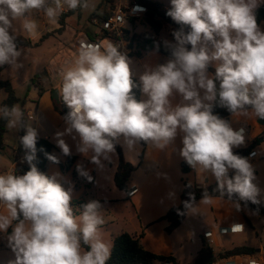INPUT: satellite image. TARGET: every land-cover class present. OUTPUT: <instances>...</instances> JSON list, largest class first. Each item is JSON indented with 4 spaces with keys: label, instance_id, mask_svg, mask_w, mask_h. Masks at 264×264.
Masks as SVG:
<instances>
[{
    "label": "clouds",
    "instance_id": "obj_1",
    "mask_svg": "<svg viewBox=\"0 0 264 264\" xmlns=\"http://www.w3.org/2000/svg\"><path fill=\"white\" fill-rule=\"evenodd\" d=\"M262 3L170 0L166 15L180 25L172 32L173 40L162 41L170 57L146 68L139 84L118 45L82 42L71 66L61 72L58 92L68 112L66 127L55 133V142L62 154H72L64 139L70 136L76 152L83 156L91 152V163L102 169L121 139L129 149L143 142L163 150L179 135L180 156L190 167L210 172L217 191L259 203L261 190L253 183L252 166L233 151L245 144L244 129H234L214 114L213 107L264 119V30L256 15ZM65 6L86 9L89 0H0V66H21L22 52L9 31L13 20L36 10L55 22ZM185 26L190 30L185 32ZM24 28L33 33L36 24L25 20ZM135 88L147 99L137 100ZM177 94L182 100L173 106ZM0 118L9 129L23 128L20 143L30 166L22 175L0 174V202L7 208V215L0 214V232L12 228L7 241L15 255L8 264H107L111 249L100 236L104 223L100 201L81 205L79 216L75 215L71 188L58 181V173L49 176L33 163L38 132L23 123L21 109L4 105ZM45 156L60 162L54 154ZM76 170L92 181L82 165L77 164ZM202 199L207 202L210 197L203 192ZM190 206L185 202V208Z\"/></svg>",
    "mask_w": 264,
    "mask_h": 264
},
{
    "label": "crops",
    "instance_id": "obj_2",
    "mask_svg": "<svg viewBox=\"0 0 264 264\" xmlns=\"http://www.w3.org/2000/svg\"><path fill=\"white\" fill-rule=\"evenodd\" d=\"M150 1L161 3L166 9L171 6L170 0ZM110 9L97 13V16L92 20L101 18ZM57 24L59 23L57 22ZM258 25L264 30V22ZM48 31L47 29L46 32L39 34L36 39L33 37H29V39L35 43ZM65 31L66 29L62 34ZM144 32L149 33L150 30ZM101 38V31L98 35L92 31L84 32L78 37L77 43L74 44L77 54L80 40L100 42L105 47ZM22 49L20 48V50ZM70 56L71 58H63V60L69 62L70 59L74 60L76 57L72 54ZM128 59L133 71V78L139 80V76L146 68H154L159 64H163L169 57L161 55L154 49L144 52L139 57ZM57 87L60 88V85L58 84ZM146 99L147 97L141 93L140 100ZM181 100L182 98L178 94L174 95L172 98L173 106L180 103ZM30 112L33 111L29 110L25 114L28 115ZM35 112V119L31 121H33V128L38 132V138L49 140L55 147L53 154L64 162L67 156H64L61 149L57 147L55 133L63 131L66 125L62 115L55 109L52 90L45 89L37 97ZM226 120L232 124L234 129H244L245 144L234 148L233 151L246 147L253 140L264 135V119L233 114ZM26 121L28 122L30 119L26 117ZM64 139L70 146L72 153L70 156L75 157L74 168L76 169L77 164L82 165L92 176V181L89 182L81 177L77 170L74 177L73 168L63 170L60 165L50 161L46 164V174L51 176L58 173V181L66 189L71 188V203H73L72 207L75 215L79 216L81 205L92 200L100 201L103 206L101 215L104 219V223L100 226V236L110 246V249H112L114 239L118 235L129 233L136 236L142 235L140 242L144 249L150 253L160 256H172L178 264L193 263L203 247V241H206L212 247L215 254L236 246H248L256 249L254 255L220 259L214 264H253V262L264 264V236L261 237L254 226L253 215L250 212L252 210L247 208V210H244L245 207L238 201L224 197H210L207 202L200 199L190 206L186 218L176 230L172 233L166 232L168 223L163 220V217L171 208L180 205L184 182L188 181L199 187H206L216 182L210 172H205L200 168L194 169L189 166L190 171L183 173L182 166L186 162L180 156L182 143L179 135L172 144L163 150L148 143L142 160H140L142 151L140 143L129 149L123 144L122 139L118 141L124 159L137 167L128 181L127 191L118 189L114 182L119 162L116 151L111 154L110 161L103 162L104 167L101 169L91 163V152L87 156H83L76 152V141L70 136H65ZM260 140L263 141V139ZM25 152L26 150L22 145L11 149L6 147L0 152V174L15 173L16 168L23 164L22 159ZM261 196H264V190L261 191L258 198H264ZM0 214L7 215V208L4 203L0 205ZM10 231H12L11 227L7 233L0 232V264H8L10 260L15 259V255L8 246L7 241ZM206 233H209V235H206Z\"/></svg>",
    "mask_w": 264,
    "mask_h": 264
},
{
    "label": "trees",
    "instance_id": "obj_3",
    "mask_svg": "<svg viewBox=\"0 0 264 264\" xmlns=\"http://www.w3.org/2000/svg\"><path fill=\"white\" fill-rule=\"evenodd\" d=\"M107 3L110 0H105ZM138 3L147 7V13L145 16V25H148L151 28L152 32L143 33L135 35L134 43L136 44V51L133 54L128 55V58L132 57H139L144 52H148L151 50H157L161 55L170 57L169 52L163 47L162 40H157L155 37L159 36L160 32L164 28L165 25H169L175 30L180 28V25L176 24L170 17L166 15V9L161 3L150 1V0H137ZM81 8H77L76 10H72L67 14H62L59 17L58 23L60 27L57 31L59 34H62L67 26V18L71 15L75 14L76 12L80 11ZM257 15V23L260 24L264 22V4L260 5V7L256 11ZM97 14L94 13L91 18L96 17ZM109 16V12H105L101 19L105 20ZM190 29L185 26V32L189 31ZM50 36L49 34H44L37 42L33 43L30 39L25 38H17L16 37V44L18 49L20 48H28L39 45L43 42L46 38ZM106 36H102L101 40H104ZM100 43V42H99ZM190 48V46H189ZM5 69L4 66H0V88L4 89L7 93L6 99L2 103V107L4 105H8L9 107L16 105L20 102V98L17 97L14 87L9 81H5L1 79V72ZM209 71L211 74H214L215 68L210 66ZM137 84H139V80L133 78ZM33 83H36V80H33ZM38 90L40 94L44 91L42 87L38 86ZM133 92L137 98L140 100L141 98V91L139 88L133 89ZM55 109L58 111L62 117L64 118L68 112L67 106L60 98L59 102H55ZM213 112L216 115H219L223 119L229 118L231 115L227 109L222 108L218 105H214ZM24 114V112H23ZM23 123L26 124V119L23 116ZM7 122L0 118V152H2L5 148V134L7 132ZM21 134L24 135V130L21 127ZM260 139L264 140V135L260 138L253 140L249 145L244 148H240L235 150L234 152L248 158L257 144L259 143ZM148 143L141 142L140 145L142 147L140 160L143 158V153ZM37 153H36V160L33 163L36 164L37 168L46 174V164L49 160L46 158L45 153L53 154L55 149L54 145L45 138H38L37 139ZM115 151L118 154L119 162L117 171L115 173L114 182L118 189L122 191L128 190V181L132 175V173L136 170V166L127 162L124 159L122 148L119 142H116ZM60 162L58 165L63 170H70L73 168L74 177L76 176V169L74 168L75 157L74 156H67L66 160ZM51 162V161H50ZM53 163V162H52ZM56 164V163H55ZM30 169L29 164L26 163L19 165L16 168V174L22 175ZM183 173H188L190 171L189 165L186 163L182 166ZM203 192H206L209 197H224L230 200L238 201L242 206L247 209H250L256 212L260 217H264V202L259 201V203H251V202H244L239 201L238 197L234 196L233 198H229L227 195H222L219 191H217V182L214 184L208 185L206 187H199L196 184L190 183L188 181L184 182V188L181 194V202L179 206L171 208L167 214L163 217V220H166L168 225L166 227L167 233H172L176 230L186 218L188 209L185 208V202H189L191 205L202 199ZM194 197V199H192ZM73 205V203H72ZM190 208V207H189ZM75 214V212H74ZM16 222L14 221V224ZM11 232V231H10ZM142 235L136 236L131 235L129 233H122L118 235L114 239L113 247L111 249V257L108 260L107 264H156V263H171V264H178L174 257L172 256H160L153 253H150L142 246L140 239ZM87 248V246H84ZM256 253V249L248 246H236L229 250H224L215 254L212 247L206 242L203 241V247L195 259V261L191 264H214L216 261L220 259H227L230 257L235 256H244V255H254Z\"/></svg>",
    "mask_w": 264,
    "mask_h": 264
},
{
    "label": "rangeland",
    "instance_id": "obj_4",
    "mask_svg": "<svg viewBox=\"0 0 264 264\" xmlns=\"http://www.w3.org/2000/svg\"><path fill=\"white\" fill-rule=\"evenodd\" d=\"M110 2L105 0H89V7L86 9H81L75 14L67 18V28L64 34L59 35V24L56 23L59 20L60 15L67 14L60 12L57 16L55 22H51L44 14L43 11L33 10L31 13H25L24 16L19 17L12 21V28L9 29L10 33L15 35L17 38L29 39L33 37L36 39L39 34L44 33L49 30L46 38L37 46L23 48L21 50L22 55L19 58L20 67L5 65V69L1 72V79L9 81L15 89L16 95L20 98V102L15 106H18L26 119L27 115L25 112L31 110L35 112V107L37 103V97L40 96L38 86L42 87L43 90H55L59 89L57 85L61 86L62 77L61 72L66 68L70 67L73 62L70 59L69 62H65L63 58H71L72 56H77L76 48L74 44L77 43L78 37L84 32L92 31L97 35L100 33L101 28L96 26L92 21L91 16L94 13H102L105 10L110 9ZM39 13V14H38ZM38 15V16H37ZM11 19V17H9ZM25 20H32L36 24V29L33 33H29L24 28ZM57 26V27H56ZM171 26L165 25L159 36L155 37L157 40H173L171 33ZM137 33H142L147 31L148 28L142 23H137L134 27ZM146 33V32H144ZM72 34V35H71ZM111 41L108 39L103 40L104 46H107ZM36 80V83H33ZM38 90V91H37ZM7 93L4 89L0 88V107H2L3 101L6 99ZM60 98H62L60 96ZM28 118V117H27ZM26 125H31L33 127V121H26ZM21 127L9 129L7 127V132L5 134V145L7 149L13 147H20V137ZM248 160L252 166L254 172L253 183L258 186V188L264 190V140H260L253 154L248 157ZM258 178V179H256ZM260 197V196H259ZM264 197V196H261ZM259 201L264 202V198H258ZM244 207V206H243ZM244 210H247L244 208ZM253 215L252 221L256 227L259 235L264 236V217H260L255 212L250 211Z\"/></svg>",
    "mask_w": 264,
    "mask_h": 264
},
{
    "label": "built area",
    "instance_id": "obj_5",
    "mask_svg": "<svg viewBox=\"0 0 264 264\" xmlns=\"http://www.w3.org/2000/svg\"><path fill=\"white\" fill-rule=\"evenodd\" d=\"M110 4L111 9L107 19L103 20L101 18H95L92 21L100 26L102 36H106L105 39L111 41L112 44L118 45L119 50L123 54H126V56L133 54L136 51V44L134 43L135 35L143 34L137 33L134 30V27L137 23L145 22L147 7L138 3L137 0H110ZM62 11L63 13H69L72 10L65 6ZM146 26L150 32H152L151 28L148 25ZM173 30H175V28L172 27L171 33ZM82 42L102 46L96 41L80 40L78 42V49H80ZM27 117L30 120H34L35 113L30 112ZM22 163H26L24 157ZM1 204H3V202H0V205ZM206 235H209V233H206ZM253 264L259 263L253 262Z\"/></svg>",
    "mask_w": 264,
    "mask_h": 264
},
{
    "label": "water",
    "instance_id": "obj_6",
    "mask_svg": "<svg viewBox=\"0 0 264 264\" xmlns=\"http://www.w3.org/2000/svg\"><path fill=\"white\" fill-rule=\"evenodd\" d=\"M52 97H53L55 102H59L60 101V96H59L58 89H55V90L52 91Z\"/></svg>",
    "mask_w": 264,
    "mask_h": 264
}]
</instances>
